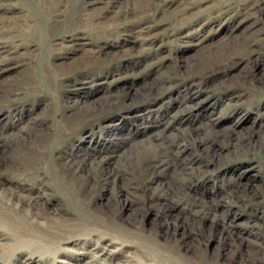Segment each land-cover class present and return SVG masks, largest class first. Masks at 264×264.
<instances>
[{"label": "rangeland", "instance_id": "rangeland-1", "mask_svg": "<svg viewBox=\"0 0 264 264\" xmlns=\"http://www.w3.org/2000/svg\"><path fill=\"white\" fill-rule=\"evenodd\" d=\"M29 197L141 263L264 264V0H0V234Z\"/></svg>", "mask_w": 264, "mask_h": 264}, {"label": "bare ground", "instance_id": "bare-ground-1", "mask_svg": "<svg viewBox=\"0 0 264 264\" xmlns=\"http://www.w3.org/2000/svg\"><path fill=\"white\" fill-rule=\"evenodd\" d=\"M161 162L167 161L162 159ZM29 199L31 201H27L24 205L27 207L26 217H32V220L20 221V219H13L9 214H1L6 218L2 220L4 227L10 233L0 234V240H2L0 264H8L9 260H12L13 264H145L134 260L130 251L123 254L115 253L113 240L106 242L102 240L103 235L111 236L112 234L102 228L94 227L90 219L82 223L84 229H100V233H95L94 238L91 237V239L72 238L83 234V232L71 234L78 226L72 227L57 221L37 220L39 211L34 209L35 199L32 197ZM19 203L22 204V202ZM70 249L76 250L75 252L80 251L81 254L69 253ZM17 250L20 252H16ZM34 255L38 258L34 259ZM13 256L17 258L12 259ZM138 259L141 260V258Z\"/></svg>", "mask_w": 264, "mask_h": 264}]
</instances>
